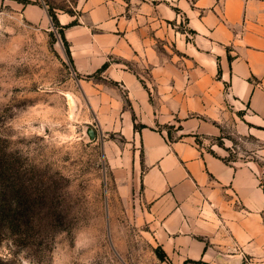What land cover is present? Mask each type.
<instances>
[{
    "label": "crops",
    "instance_id": "crops-1",
    "mask_svg": "<svg viewBox=\"0 0 264 264\" xmlns=\"http://www.w3.org/2000/svg\"><path fill=\"white\" fill-rule=\"evenodd\" d=\"M16 10L23 5L14 2ZM58 15L122 197L172 264H264V0H78ZM39 6L25 7V12ZM108 63L100 80L92 77ZM252 160L201 148L236 125ZM142 126L135 128V126ZM181 134L170 140L165 126ZM179 127L181 129H179Z\"/></svg>",
    "mask_w": 264,
    "mask_h": 264
},
{
    "label": "rangeland",
    "instance_id": "rangeland-1",
    "mask_svg": "<svg viewBox=\"0 0 264 264\" xmlns=\"http://www.w3.org/2000/svg\"><path fill=\"white\" fill-rule=\"evenodd\" d=\"M77 2L0 0V175L14 209L21 200L29 207L0 227V264H172L158 257L134 197L120 195L104 149L119 138L99 129L88 107L92 80L76 73L49 15L78 16ZM175 127L159 130L176 139ZM197 142L228 161L252 160L261 146L238 124Z\"/></svg>",
    "mask_w": 264,
    "mask_h": 264
},
{
    "label": "trees",
    "instance_id": "trees-1",
    "mask_svg": "<svg viewBox=\"0 0 264 264\" xmlns=\"http://www.w3.org/2000/svg\"><path fill=\"white\" fill-rule=\"evenodd\" d=\"M17 1L23 2V3L28 2V0H17ZM49 15H50L52 22L55 25V27L60 29L59 34H60L62 41L64 43V46L66 48L67 54L70 57L69 44L65 40L64 29L66 27L76 25L77 21L72 22L68 26H61L59 21H58L57 15L53 10H49ZM108 65H109L108 63L104 64V66L98 71V74L103 73L108 68ZM88 78H91V76ZM141 127L142 126H138V125L135 126L136 129L141 128ZM179 129H181V128L179 127ZM169 130H170V128H169ZM168 135H169L168 138L170 140H172L170 131H168ZM211 153L215 155L214 152H211ZM0 183L4 184L3 186L0 187V227L2 225H9L12 227L13 220H17L20 217L21 218L24 217L23 215L24 214L26 215L27 211L29 210V207L26 205V202L21 200V201H19L20 202L19 205H20L21 209L19 208V206H18V209H16V208L14 209V201H15L14 196L15 195H13V190L11 189V187L9 185V178H6L5 176L0 175ZM157 254H158V257L162 261L167 259V256L165 255V253L159 248L157 250Z\"/></svg>",
    "mask_w": 264,
    "mask_h": 264
}]
</instances>
